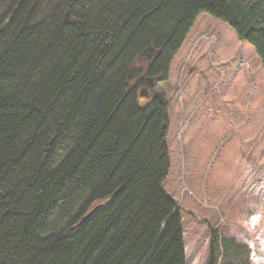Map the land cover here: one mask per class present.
Here are the masks:
<instances>
[{"label": "trees", "instance_id": "1", "mask_svg": "<svg viewBox=\"0 0 264 264\" xmlns=\"http://www.w3.org/2000/svg\"><path fill=\"white\" fill-rule=\"evenodd\" d=\"M52 1L0 0V264H185L155 87L200 14L264 68V0Z\"/></svg>", "mask_w": 264, "mask_h": 264}, {"label": "rangeland", "instance_id": "2", "mask_svg": "<svg viewBox=\"0 0 264 264\" xmlns=\"http://www.w3.org/2000/svg\"><path fill=\"white\" fill-rule=\"evenodd\" d=\"M155 90L168 102L162 187L180 207L185 264H206L214 231L264 264V68L253 48L200 14Z\"/></svg>", "mask_w": 264, "mask_h": 264}, {"label": "water", "instance_id": "3", "mask_svg": "<svg viewBox=\"0 0 264 264\" xmlns=\"http://www.w3.org/2000/svg\"><path fill=\"white\" fill-rule=\"evenodd\" d=\"M93 210H94V209H93ZM93 210H92V211H93ZM92 211H91L90 213H92ZM90 213H88V215H89ZM88 215H86V216L80 221V223H81L82 221H84L85 218H86Z\"/></svg>", "mask_w": 264, "mask_h": 264}]
</instances>
